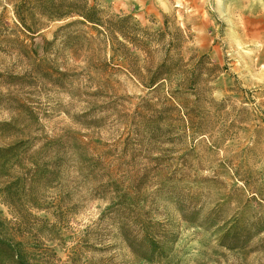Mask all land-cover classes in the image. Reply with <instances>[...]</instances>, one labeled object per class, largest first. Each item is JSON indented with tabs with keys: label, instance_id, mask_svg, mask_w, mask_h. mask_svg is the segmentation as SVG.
<instances>
[{
	"label": "rangeland",
	"instance_id": "obj_1",
	"mask_svg": "<svg viewBox=\"0 0 264 264\" xmlns=\"http://www.w3.org/2000/svg\"><path fill=\"white\" fill-rule=\"evenodd\" d=\"M45 1L0 0V239L25 264H151L122 197L170 223L171 264H264V68H234L231 0H89L101 22L63 28L83 18ZM235 219L263 229L232 249Z\"/></svg>",
	"mask_w": 264,
	"mask_h": 264
},
{
	"label": "trees",
	"instance_id": "obj_2",
	"mask_svg": "<svg viewBox=\"0 0 264 264\" xmlns=\"http://www.w3.org/2000/svg\"><path fill=\"white\" fill-rule=\"evenodd\" d=\"M27 0H24L26 4ZM89 0H84L83 5H76L73 1L69 0H46L43 7L46 8V14L50 21L63 20L69 16L75 14L80 15L83 20L71 21L63 26L70 27L75 23L86 24V22L100 23L101 17L99 11L95 6L90 7ZM63 8H69L68 11H62ZM23 25L29 31L31 27L21 18ZM172 72V65L167 62L160 64L151 74L148 81V87L159 86L161 81ZM56 82H59L55 79ZM175 108V105L173 106ZM118 200V199H116ZM122 197L116 202L110 205L113 213L119 215L118 226L119 231L127 243L129 248L140 258L150 262L151 264H171V256L174 250V245L177 241V234L174 232L170 223L153 220L145 215V213L138 212L134 209L135 205H127ZM184 218L189 221L197 222V212L184 213ZM207 220L208 217H207ZM210 224H213L215 220H210ZM237 219L229 227H224L220 236L221 245L228 248H239L247 246V243L252 237L262 231L263 226L260 225L261 221L253 223L251 226H247L246 229L241 230ZM18 257L16 262L18 264H25L22 259L16 253V250L6 241L0 239V264H6L3 260H9Z\"/></svg>",
	"mask_w": 264,
	"mask_h": 264
},
{
	"label": "crops",
	"instance_id": "obj_3",
	"mask_svg": "<svg viewBox=\"0 0 264 264\" xmlns=\"http://www.w3.org/2000/svg\"><path fill=\"white\" fill-rule=\"evenodd\" d=\"M230 7L234 17L225 40L236 59L234 68L248 78L249 70L264 68V0H231Z\"/></svg>",
	"mask_w": 264,
	"mask_h": 264
}]
</instances>
